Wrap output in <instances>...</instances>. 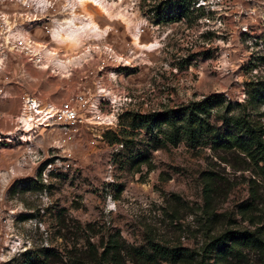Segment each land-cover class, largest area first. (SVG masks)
<instances>
[{"label":"rangeland","instance_id":"374dc122","mask_svg":"<svg viewBox=\"0 0 264 264\" xmlns=\"http://www.w3.org/2000/svg\"><path fill=\"white\" fill-rule=\"evenodd\" d=\"M102 1L113 18L91 3L0 0V264L27 249L53 250L50 264H216L214 237L264 225V172L224 139L232 116L264 124V102L246 103L264 80V0ZM73 13L101 35L55 41ZM218 93L214 140L174 144L145 122ZM29 97L45 109L30 113ZM65 103L75 123L51 119ZM45 111L27 132L23 116ZM156 244L191 257L162 259ZM244 252L231 264H264Z\"/></svg>","mask_w":264,"mask_h":264},{"label":"trees","instance_id":"16d2710c","mask_svg":"<svg viewBox=\"0 0 264 264\" xmlns=\"http://www.w3.org/2000/svg\"><path fill=\"white\" fill-rule=\"evenodd\" d=\"M259 61L264 60L261 56ZM246 103L256 106L258 102H264V80L250 84L247 89ZM225 101L223 94H213L203 100L194 102L184 107L168 109L145 117L146 124L151 128L166 126L170 133L168 139L176 144L182 139L199 142L204 139H213L220 133V129L210 121L214 108ZM228 123L232 130L224 136L226 143L236 146L246 153L264 172V124H259L249 118V115L232 116ZM223 135H221L222 137ZM223 143V142H222ZM118 243L115 241L106 248L104 255L112 253L117 255ZM210 252L215 253L218 261L216 264H231V260L244 257L245 249L264 252V225L254 231H226L220 236L214 237L209 244ZM154 253L162 259L178 262L187 260L191 256L180 252V249L167 248L160 245L153 246ZM31 250L20 253L19 264H50V258L56 257L53 250L47 249L42 257L31 255ZM97 255V254H96ZM143 256H145L143 254Z\"/></svg>","mask_w":264,"mask_h":264},{"label":"bare ground","instance_id":"6f19581e","mask_svg":"<svg viewBox=\"0 0 264 264\" xmlns=\"http://www.w3.org/2000/svg\"><path fill=\"white\" fill-rule=\"evenodd\" d=\"M35 1H37V4H42V3H45V5L48 4V0H35ZM90 3L98 6L103 12L108 14L109 17L111 18L114 17L111 14V7L109 6V4L106 3V1H102V0H69L68 8H70V10L73 12L76 9V6L85 7L87 6V4ZM83 17L84 19L80 21V25H79L76 23L77 18H79L77 13H73L72 15H70L68 18L65 19V21L62 24L60 23L61 28H63L64 30L63 32H65L64 35H60L59 31L58 32L55 31L52 34V38L54 40L56 39L55 41L61 38L70 41L71 43L80 44L81 42H83V38L85 36L91 35L92 37H96L101 35L102 30L100 29L98 24L94 21L93 16L88 14V15H84ZM138 35H135L136 40L139 39ZM154 46L155 45L153 43L144 45V47L149 50L153 49ZM52 115L54 114H52L51 111H45L41 113V115L39 116L33 114L24 115L23 119L25 122V127L27 128V132H29L33 126H36V124L46 122Z\"/></svg>","mask_w":264,"mask_h":264},{"label":"built area","instance_id":"2783aa9c","mask_svg":"<svg viewBox=\"0 0 264 264\" xmlns=\"http://www.w3.org/2000/svg\"><path fill=\"white\" fill-rule=\"evenodd\" d=\"M26 108L31 112H37L38 109L42 110L45 107H41V103L38 102L35 98L29 97L26 99ZM60 117L65 119L68 124L75 123L78 118V111L75 107L71 106L70 103H65L60 108H57L56 114L51 118Z\"/></svg>","mask_w":264,"mask_h":264}]
</instances>
